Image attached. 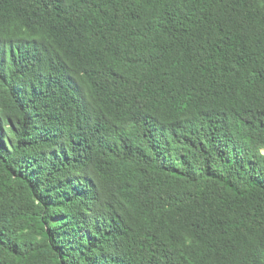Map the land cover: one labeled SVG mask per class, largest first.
Returning <instances> with one entry per match:
<instances>
[{
	"label": "trees",
	"instance_id": "trees-1",
	"mask_svg": "<svg viewBox=\"0 0 264 264\" xmlns=\"http://www.w3.org/2000/svg\"><path fill=\"white\" fill-rule=\"evenodd\" d=\"M0 264H264V0H0Z\"/></svg>",
	"mask_w": 264,
	"mask_h": 264
}]
</instances>
